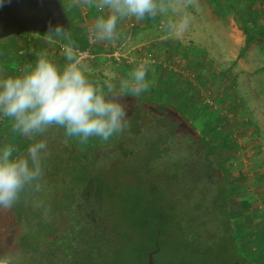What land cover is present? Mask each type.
<instances>
[{
    "label": "flooded vegetation",
    "instance_id": "af4514ba",
    "mask_svg": "<svg viewBox=\"0 0 264 264\" xmlns=\"http://www.w3.org/2000/svg\"><path fill=\"white\" fill-rule=\"evenodd\" d=\"M173 107L48 177L27 215L0 228V261L221 264L205 255L212 246L231 257L240 217L229 207L218 149ZM244 260L222 264H258Z\"/></svg>",
    "mask_w": 264,
    "mask_h": 264
},
{
    "label": "rangeland",
    "instance_id": "374dc122",
    "mask_svg": "<svg viewBox=\"0 0 264 264\" xmlns=\"http://www.w3.org/2000/svg\"><path fill=\"white\" fill-rule=\"evenodd\" d=\"M66 9L71 16L75 34L81 39L78 41V46L83 47L85 41L89 43L91 40L90 44L97 42V48L103 47L100 43L102 41L96 40L89 31L96 20L89 22L85 19L79 5L72 4ZM203 26L206 49L216 47L219 49L221 45L228 48L232 46L228 39L220 37V32L227 34L229 30H232L241 36L240 61H242L239 64L242 66L243 74L242 84L238 82L233 87V81L230 80L227 87L221 84L222 87L217 90L216 81L219 79L217 73L206 70L204 73L207 74V80L209 83H216L213 90L217 89L213 91L207 88V83H204L203 94L200 89L194 91L196 106L201 110L199 115L203 112L202 118L196 117V113L189 111L191 108H187L186 111L183 108L185 106H182L193 122L215 143L228 179L229 207L240 217V231L238 230L235 235L237 242L239 241L238 250L234 249L230 254L231 257L226 258L225 246H212L205 248V255L210 256L209 261L212 259L221 264L228 258L245 259L244 261L251 262V257L258 264H264V49H262L264 47V0H204ZM246 35L249 36L247 41ZM10 38L12 37L0 39V46L8 43ZM18 38L16 46L0 50V79L22 74V70L27 65L35 63L36 51L47 53L48 58L60 68L66 65V62L58 57L57 50L62 42L67 43V40L52 35H49V39L42 38L35 42L32 39H20L19 36ZM116 42L115 46L119 47L120 52H125L129 46L123 40H116ZM18 50L22 51L18 52ZM89 56L88 53L85 58ZM116 56L110 59L102 71L90 65L88 61H84L87 69L86 77L92 82L96 79V82L103 84L106 80L105 72L116 73L117 65L114 62L119 61ZM223 57L227 58L226 55ZM11 64L17 65L18 69L12 70ZM222 68L226 69L227 64H223ZM251 74L253 75L250 77ZM113 84L119 88V83ZM196 106L193 105V108L197 109ZM207 115L208 118L204 119L203 116L207 117ZM143 117H145L144 113H137V119ZM129 118V128L133 130L134 121L131 120L132 117ZM3 122L5 117L0 121V150L4 145L11 144L16 150L15 155L35 133L24 136L13 132L11 118L10 121L5 122L6 124ZM72 138L78 145L103 141L98 137H92L81 143L78 138ZM46 175L47 171H45L47 179L49 176ZM30 192V189L22 192L20 201L11 209H0V228L13 224L17 218L27 215L23 213L24 209L21 210V204L30 201ZM2 239H7V235L1 236L0 240Z\"/></svg>",
    "mask_w": 264,
    "mask_h": 264
},
{
    "label": "clouds",
    "instance_id": "9594fccd",
    "mask_svg": "<svg viewBox=\"0 0 264 264\" xmlns=\"http://www.w3.org/2000/svg\"><path fill=\"white\" fill-rule=\"evenodd\" d=\"M104 12L90 28L99 41L117 38V23L124 18L143 20L167 15L163 27L177 38L189 27L187 11L196 0H76ZM11 0H0V8ZM175 17V18H174ZM47 31L67 39L62 52L68 62L63 68L38 52L34 64L27 65L22 74L0 79V113L11 118L13 132L24 136L43 133L49 126L63 128L67 137L84 143L92 137L108 141L130 127L127 99L139 97L152 83L147 79V62L139 64L122 79L119 88L106 80L103 84L90 81L84 58L65 23L58 19L47 21ZM16 150L6 144L0 150V209H11L20 201L21 193L30 189L41 191L46 161L51 156L47 140L32 143L25 155L15 156ZM7 264V261H0Z\"/></svg>",
    "mask_w": 264,
    "mask_h": 264
},
{
    "label": "crops",
    "instance_id": "0c3cea01",
    "mask_svg": "<svg viewBox=\"0 0 264 264\" xmlns=\"http://www.w3.org/2000/svg\"><path fill=\"white\" fill-rule=\"evenodd\" d=\"M62 2L65 8L72 6V4L79 5L82 9L83 17L88 19L89 22H94L107 12V10L100 12L95 7L77 3L76 0H63ZM187 11L190 13L192 19L188 29L178 38L169 34L163 27L168 16L172 15L169 12L167 15L158 14L155 18L145 17L143 20H136L132 17L118 21L116 29L117 38L113 41L100 42L103 47L99 46L97 48V42L90 44L91 40H89V43L85 41L83 47L78 46V41H74V43L78 52L85 51L90 54L88 58H84V61H88L90 65L101 71L112 57L115 58L117 54L121 55L120 60L114 62L117 65L116 73L105 72L106 80L112 79L110 80L112 83H119L122 79H129V73L133 69L139 64L147 62V79L152 83L149 89L141 93L140 96L152 102H170L180 108L185 106L183 108L186 111L188 110L187 108H191L189 111L196 113V117L202 118L203 112L199 115L201 110L196 106L194 91L200 89L203 94L204 83H207V88H211L212 90L216 86V83H209L207 80V74L204 73L206 70H213L218 75L219 79L216 81L218 89L214 88L213 91L219 90V87L222 86L227 87L230 80L233 81V87L236 86L235 83H243L242 66L240 65L242 61H240L242 39L237 32L228 29L227 34L220 32V37H225L232 43L230 48L221 45L219 49L217 47L206 49L204 47L206 35L203 26L204 0H197L195 6H190ZM22 35L19 36L20 39H32L34 42L42 38L49 39V35L40 33ZM10 39L8 43L0 46V50L16 46L18 43L17 39L19 38L12 37ZM116 40H123V42L128 43L129 46L125 49L126 51L124 50L125 52L118 51L119 47L115 46ZM65 44V42H62L57 53L58 57L67 64L68 62L65 60L62 52ZM250 48L248 50L251 52ZM20 51L22 50H18V52ZM35 53L37 54V51ZM224 55L227 58L223 57ZM223 64H227V70L222 68ZM11 67L12 70L18 69V66L15 64H11ZM94 81L96 82V79ZM193 105L197 109H194ZM203 118H208V115L207 117L203 116ZM6 121H10V118L5 117Z\"/></svg>",
    "mask_w": 264,
    "mask_h": 264
},
{
    "label": "trees",
    "instance_id": "16d2710c",
    "mask_svg": "<svg viewBox=\"0 0 264 264\" xmlns=\"http://www.w3.org/2000/svg\"><path fill=\"white\" fill-rule=\"evenodd\" d=\"M60 1L62 2L63 0H60ZM63 7H64V11L66 12L67 18H68V22H69L68 31L71 34V39L76 42L81 41L79 36L75 34L74 28L71 23V16L68 10L65 8L64 4H63ZM41 34L55 36L47 32H41ZM63 39L67 40L66 38H63ZM248 39H249V36L246 35V41ZM126 103L128 106V113H129L128 119H130L129 117H132L131 120L134 121L133 127L138 125L139 122L146 123V122L153 120L152 114L156 111L166 112V111H169L175 108L173 107L174 104L170 102H152L148 99L143 98V96H139L135 98L129 97ZM137 113L138 114L144 113L145 117H143L142 119H137ZM40 140H47L48 145H49V151L51 152V156L46 162V169H45V171H47L46 176H49V177L54 175L57 170L63 169L71 165L70 162L72 160H78V159L83 158V153L90 152V148L103 147L109 143L108 141H101V142L96 141V142H90L87 145H83L82 147H79V145L76 144V142L73 140L72 137L71 138L67 137L64 134L63 128L57 125H53V126H49L46 129V131L43 133H35L33 137L25 144L24 149H22L15 156L25 155L27 148L32 143L39 142ZM46 181L47 179L44 176L43 180L41 181V184H44ZM38 193H32L31 191L29 195V197L31 198L30 201L28 200V201L22 202L21 210L24 209L23 213L28 212L31 202L33 201V199L36 197Z\"/></svg>",
    "mask_w": 264,
    "mask_h": 264
},
{
    "label": "water",
    "instance_id": "95a60500",
    "mask_svg": "<svg viewBox=\"0 0 264 264\" xmlns=\"http://www.w3.org/2000/svg\"><path fill=\"white\" fill-rule=\"evenodd\" d=\"M58 19L69 29L60 0H11L0 8V39L47 32V21ZM150 263L154 264L150 259Z\"/></svg>",
    "mask_w": 264,
    "mask_h": 264
},
{
    "label": "built area",
    "instance_id": "2783aa9c",
    "mask_svg": "<svg viewBox=\"0 0 264 264\" xmlns=\"http://www.w3.org/2000/svg\"><path fill=\"white\" fill-rule=\"evenodd\" d=\"M78 55L81 56V57H83V58H85L86 56H88V53L85 52V51H79V52H78ZM116 59H117V60H120V56H116ZM3 118H4L3 114L0 113V121H1Z\"/></svg>",
    "mask_w": 264,
    "mask_h": 264
}]
</instances>
